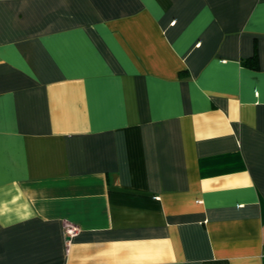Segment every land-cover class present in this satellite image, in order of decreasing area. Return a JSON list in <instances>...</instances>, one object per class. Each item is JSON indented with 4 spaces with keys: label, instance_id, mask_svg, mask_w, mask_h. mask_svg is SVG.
Instances as JSON below:
<instances>
[{
    "label": "crops",
    "instance_id": "obj_1",
    "mask_svg": "<svg viewBox=\"0 0 264 264\" xmlns=\"http://www.w3.org/2000/svg\"><path fill=\"white\" fill-rule=\"evenodd\" d=\"M0 264H264V0H0Z\"/></svg>",
    "mask_w": 264,
    "mask_h": 264
},
{
    "label": "built area",
    "instance_id": "obj_2",
    "mask_svg": "<svg viewBox=\"0 0 264 264\" xmlns=\"http://www.w3.org/2000/svg\"><path fill=\"white\" fill-rule=\"evenodd\" d=\"M78 230V227L74 224L68 223L64 226V234L67 237L74 235Z\"/></svg>",
    "mask_w": 264,
    "mask_h": 264
},
{
    "label": "trees",
    "instance_id": "obj_3",
    "mask_svg": "<svg viewBox=\"0 0 264 264\" xmlns=\"http://www.w3.org/2000/svg\"><path fill=\"white\" fill-rule=\"evenodd\" d=\"M256 55L253 54L251 57H249L248 59H246V62L248 61L251 65H254L256 62Z\"/></svg>",
    "mask_w": 264,
    "mask_h": 264
}]
</instances>
